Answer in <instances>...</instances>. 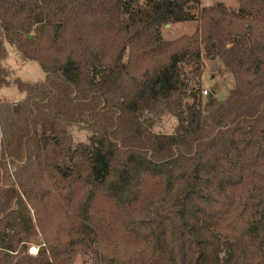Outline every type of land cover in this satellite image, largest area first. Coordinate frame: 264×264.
I'll return each instance as SVG.
<instances>
[{"label": "trees", "instance_id": "obj_1", "mask_svg": "<svg viewBox=\"0 0 264 264\" xmlns=\"http://www.w3.org/2000/svg\"><path fill=\"white\" fill-rule=\"evenodd\" d=\"M200 3L0 0V89L25 95L0 109V264H113L120 248L142 249L138 264H264V0ZM184 23L191 35L163 40ZM8 47L41 84L8 81ZM205 58L228 78L223 101L201 97ZM148 115L175 118L174 132ZM225 191L245 195L231 214ZM46 211L67 227L29 255Z\"/></svg>", "mask_w": 264, "mask_h": 264}, {"label": "rangeland", "instance_id": "obj_2", "mask_svg": "<svg viewBox=\"0 0 264 264\" xmlns=\"http://www.w3.org/2000/svg\"><path fill=\"white\" fill-rule=\"evenodd\" d=\"M146 0H139V4L143 5ZM215 3H222L224 6L231 10H236L238 7V0H201L200 6L207 7L213 5ZM189 11L193 14L196 12V6L190 5ZM196 27V23H184V24H172L169 27H163L161 29V35L163 40L165 41H174L178 38L186 35H191ZM8 49V58L4 62V66L9 70L8 81L12 82L15 79H20L22 82L30 83V84H41L45 79V73L41 70L35 62H23L19 56L11 49ZM215 64H219L218 60L212 61L209 59H204V74L202 76V90L201 97L204 101L209 96L213 98L223 101L226 99L229 91V82L228 78H221L217 76L213 72V66ZM206 92V95L204 94ZM24 94L20 93L15 86H10L9 88H1L0 89V109L3 112V115L7 114L6 107H9L12 111H16L18 109L19 104L24 99ZM147 119L151 121L152 131L156 134L170 135L174 132L177 121L175 118L169 115H148ZM69 133L71 135L72 141L74 145L77 144H88L89 133L81 130L78 126H71L69 129ZM2 139V128L0 126V144ZM13 168H10V173H13ZM235 173H228L227 170H223L219 175H216V179L225 181L226 178L235 179ZM239 193H229L225 191V194L221 195L219 198L224 207L229 208V214L232 213L233 209L230 206V200L235 197L242 198L244 201V194L238 195ZM224 196V197H223ZM238 200V199H237ZM241 199L238 202V206L243 207V202ZM52 208V206H50ZM48 211V210H47ZM45 212V215L42 219V225L44 226L46 233L45 236L41 234V231L37 232V236L31 241L28 246V254L34 256L37 252L39 246H44L45 240L49 239V241H55L60 239L58 235L59 226L67 227L64 224L60 223L58 220L54 219L58 217H50ZM52 212V211H50ZM228 214V215H229ZM150 217V214H136L132 221V226L136 231L141 232L145 235L147 230L149 231V226L146 220ZM62 239V238H61ZM145 246H147L145 244ZM144 248V247H143ZM146 248V247H145ZM119 256L117 261L113 264H138L137 260V252H140L142 249L130 250L125 248H120ZM134 252V253H133ZM147 261L151 260L150 256L146 257ZM74 264H96L92 261L91 255H83L79 253L76 255ZM100 264V263H98Z\"/></svg>", "mask_w": 264, "mask_h": 264}, {"label": "built area", "instance_id": "obj_3", "mask_svg": "<svg viewBox=\"0 0 264 264\" xmlns=\"http://www.w3.org/2000/svg\"><path fill=\"white\" fill-rule=\"evenodd\" d=\"M204 94L206 95V92H204Z\"/></svg>", "mask_w": 264, "mask_h": 264}, {"label": "water", "instance_id": "obj_4", "mask_svg": "<svg viewBox=\"0 0 264 264\" xmlns=\"http://www.w3.org/2000/svg\"><path fill=\"white\" fill-rule=\"evenodd\" d=\"M166 27H169V25H167Z\"/></svg>", "mask_w": 264, "mask_h": 264}]
</instances>
